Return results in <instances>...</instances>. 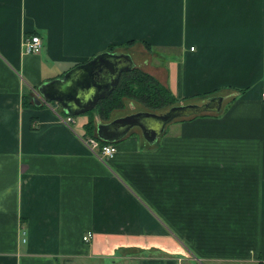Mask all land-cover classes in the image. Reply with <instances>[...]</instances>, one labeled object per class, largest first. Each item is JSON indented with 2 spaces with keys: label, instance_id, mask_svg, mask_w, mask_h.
<instances>
[{
  "label": "crops",
  "instance_id": "1",
  "mask_svg": "<svg viewBox=\"0 0 264 264\" xmlns=\"http://www.w3.org/2000/svg\"><path fill=\"white\" fill-rule=\"evenodd\" d=\"M106 53L220 111L101 161L88 122L151 112L101 121L38 89ZM0 264H264V0H0Z\"/></svg>",
  "mask_w": 264,
  "mask_h": 264
},
{
  "label": "water",
  "instance_id": "2",
  "mask_svg": "<svg viewBox=\"0 0 264 264\" xmlns=\"http://www.w3.org/2000/svg\"><path fill=\"white\" fill-rule=\"evenodd\" d=\"M131 69L129 57L106 53L75 67L61 80L39 87L38 92L45 102L56 101L67 114L78 115L94 110L100 100L113 92L121 75ZM221 101V98H213L202 106H176L162 115L154 113L129 115L106 124H98L96 136L105 143L113 144L121 140L130 129L136 127L140 129L146 140L151 141L175 119L199 115L210 110L219 112Z\"/></svg>",
  "mask_w": 264,
  "mask_h": 264
},
{
  "label": "trees",
  "instance_id": "3",
  "mask_svg": "<svg viewBox=\"0 0 264 264\" xmlns=\"http://www.w3.org/2000/svg\"><path fill=\"white\" fill-rule=\"evenodd\" d=\"M114 49L115 47H110L109 51H113ZM27 99L30 100L28 105L33 106L30 97ZM124 100L133 101L141 105L147 111L156 114L169 110L172 107L179 106L180 103L165 86L161 85L152 76L138 69H133L128 73H124L113 92L108 97L98 102L95 109L98 118L101 121H109L113 111L123 109ZM85 127L87 130L85 134L86 137L96 139L101 146L111 144L105 143L97 138L93 121L88 122Z\"/></svg>",
  "mask_w": 264,
  "mask_h": 264
},
{
  "label": "built area",
  "instance_id": "4",
  "mask_svg": "<svg viewBox=\"0 0 264 264\" xmlns=\"http://www.w3.org/2000/svg\"><path fill=\"white\" fill-rule=\"evenodd\" d=\"M22 51L26 55H38L42 51V41L41 39L36 36L32 35L27 38H24L21 44ZM194 49L191 48L190 51H193ZM64 123L70 124L72 122L71 117H66L64 120ZM85 143L90 147V149L96 153L98 158L101 161H107L114 157L116 154V147L114 144H106V145H100L99 142L96 139L93 138H87L85 139ZM22 243L25 242V232L22 231ZM91 239V235L87 234L85 237H83V242H88Z\"/></svg>",
  "mask_w": 264,
  "mask_h": 264
},
{
  "label": "rangeland",
  "instance_id": "5",
  "mask_svg": "<svg viewBox=\"0 0 264 264\" xmlns=\"http://www.w3.org/2000/svg\"><path fill=\"white\" fill-rule=\"evenodd\" d=\"M89 62V61H88ZM125 101L126 102H128V101H130V100H124L123 101V103H124V107H123V111H125V112H133L134 110H133V108L134 107H136V104H135V102H133V101H131L132 103H129L127 106L125 105ZM199 101H201V100H199ZM44 103V102H43ZM198 104H200L201 102H197ZM179 104H181V103H179ZM138 106H139V104H137ZM140 107H142L141 105H140ZM121 111V110H120ZM167 110H165L164 112H160L159 114H164L165 112H166ZM182 119V118H181ZM178 120V119H177ZM134 130H136V129H134ZM133 130V131H134ZM136 131H138V130H136Z\"/></svg>",
  "mask_w": 264,
  "mask_h": 264
}]
</instances>
